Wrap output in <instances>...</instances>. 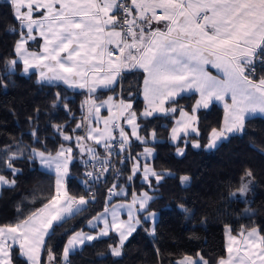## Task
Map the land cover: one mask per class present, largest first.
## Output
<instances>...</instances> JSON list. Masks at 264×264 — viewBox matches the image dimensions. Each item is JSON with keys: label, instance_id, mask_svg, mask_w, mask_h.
Here are the masks:
<instances>
[{"label": "snow or ice", "instance_id": "6c2138e0", "mask_svg": "<svg viewBox=\"0 0 264 264\" xmlns=\"http://www.w3.org/2000/svg\"><path fill=\"white\" fill-rule=\"evenodd\" d=\"M10 6L20 30L14 47L17 58L8 61L9 68L14 69L19 62L25 73L36 70L41 82L87 90L88 96L81 106L85 114L75 123L71 134L64 126L53 125V128L64 141L74 142L82 156L86 154L94 162L91 167H98L96 172L85 173L93 181L110 168L116 173L114 179L118 177L120 173L112 158L125 152L128 154L120 163L132 161L129 181L137 172L142 173L149 187L153 179L158 184L164 178L146 162L152 148L145 147L136 156L131 154V137L147 144V138L139 134L141 125L137 121L175 113L177 109L169 101L174 103L180 93L195 91L199 100L192 114L180 110V119L171 129L174 143L181 134L185 137L198 134L196 112L207 108L213 100L223 103L224 119L220 129H212L208 148L216 147L229 134L243 133L245 119L250 114L264 113V76L253 79L257 53L264 58V0H10ZM34 12L41 15L36 17ZM161 22L163 28L152 27ZM38 37L42 49L30 50L29 41ZM208 65L222 76L212 75ZM132 70L144 73L145 107L139 115L133 110L131 100L109 96L98 103L93 97L97 89L112 88L125 71ZM58 104L67 111L59 92L53 107ZM102 108H107V118L99 115ZM68 114L72 115L70 111ZM100 123L103 127L94 126ZM125 124L131 129L130 134ZM77 129H82L83 134H75ZM32 135L36 136L35 130ZM150 136L155 139V130ZM87 141L102 147L104 155ZM192 146L200 147L198 142ZM72 151L71 146L64 144L55 154L31 149L32 157L55 173L54 194L26 218L0 226V264H14V249L27 264H40L45 238L54 234L50 233L53 224L62 226L67 218L86 210L81 206L89 200L71 195L66 186ZM183 151L177 148L178 155H183ZM18 155L19 152H13L5 161L13 176L18 170L11 161ZM251 175L250 171L246 173L248 177ZM187 180V176L181 178L182 183ZM14 184V179L0 174V186ZM248 190L249 184L241 183L233 195L244 196ZM118 195L127 193L113 183L107 199L111 201ZM152 199L148 192H143L134 195L130 203L113 205L111 210L106 203L103 212L89 221V227L98 231L75 232L63 249L62 262L47 249V264H70L68 258L78 247L111 233L117 238V243L109 246L111 255L121 256L124 242L141 223L140 214L145 220L155 219V213L146 209ZM121 209L127 210L126 220L121 219ZM226 233L227 256L220 258L218 264H264V234L256 227L242 228L233 235L231 227L226 226ZM177 264H208V261L203 256L195 259L185 256Z\"/></svg>", "mask_w": 264, "mask_h": 264}, {"label": "trees", "instance_id": "16d2710c", "mask_svg": "<svg viewBox=\"0 0 264 264\" xmlns=\"http://www.w3.org/2000/svg\"><path fill=\"white\" fill-rule=\"evenodd\" d=\"M13 13L10 0H0V174L15 180L14 185L5 186L0 192V226L26 218L54 194V175L39 169L31 149L55 154L61 144L71 146L73 160L67 190L71 195L84 196L89 203L86 210L70 217L62 226L55 225L51 232L54 234L46 240L40 264H47V249L62 262L63 249L72 234L84 229L89 220L104 210L106 203L131 201L144 186L139 184L138 177L127 179L131 175L132 161L120 163L127 152L113 155V165L120 173L118 177L114 179L116 173L110 168L95 181L87 179V171L95 172L90 166L94 162L86 154L82 156L74 142L64 141L53 125L64 126L71 134L75 123L85 114L81 106L88 93L63 84L40 82L35 72L23 74V65L19 62L14 69L9 68L8 61L15 58L14 47L20 30ZM262 60L264 58L257 53L253 79L264 76ZM143 76L141 71L126 72L114 88L94 93L93 97L101 101L116 95L131 100L133 110L139 115L145 107ZM57 92L67 104V111L59 104L53 107ZM197 99L194 94L181 96L174 103L169 102L177 109L172 115L138 120L139 134L148 142L131 141L133 156L142 153L145 147L154 150L150 164L164 176L155 186V198L148 208L159 216L155 234H150L149 224L144 223L123 245L119 257L111 255L109 246L117 243L116 235L111 234L72 254L70 264H175L185 256H203L208 264H218L220 258L227 256L226 226L231 227L233 235L242 228L252 227L264 234V118L248 119L243 133L207 150L212 129H220L223 124L224 110L217 105L200 110L197 113L199 136L188 140H197L201 148L195 150L188 143L185 155L178 157L176 150L183 146V141L173 145L171 129L180 110L191 113ZM153 130L156 132L154 140L150 136ZM75 134L82 135L83 130L77 129ZM94 147L104 155V149ZM13 152H19L18 158L11 161L18 170L14 176L5 163ZM249 171L250 177L246 176ZM184 176L188 180L182 183ZM113 183L127 195L113 196L109 201L108 190ZM241 183L249 184L248 192L244 196L233 195ZM13 260L14 264H27L15 249Z\"/></svg>", "mask_w": 264, "mask_h": 264}, {"label": "crops", "instance_id": "0c3cea01", "mask_svg": "<svg viewBox=\"0 0 264 264\" xmlns=\"http://www.w3.org/2000/svg\"><path fill=\"white\" fill-rule=\"evenodd\" d=\"M40 15H41V13H39V12H34V16L39 17ZM152 27H153V28H157V27H159V28H163V23H162V22H161L160 24H156V23H154V24L152 25ZM206 67H207V70H208L212 75H214V76H218V77L222 76V74L219 73V72H218L215 68H213L211 65H208V66H206ZM132 71H141V70H132ZM132 71H125L124 73H126V72H132ZM141 72H142V71H141ZM124 73H123V74H124ZM142 73H143V72H142ZM123 74H122V75H123ZM143 74H144V73H143ZM119 81H120V78H118L116 85L118 84ZM44 83H47V82H44ZM48 84H49V83H48ZM116 85H114L112 88H114ZM109 89H111V88H99V89H97V91H96L95 93H97V92H99V91L109 90ZM76 90H80V91H85V92H87L86 89H76ZM142 90H143V85H142ZM193 94H194V95H197V97H198L197 100H199V93H197V92H195V91H188V92L180 93L177 97H175V100L178 99V98L181 97V96L193 95ZM112 96H113L114 98L119 99V97H117L116 95H112ZM107 98H108V97H107ZM107 98H106V99H107ZM142 98H143V94H142ZM106 99H105V100H106ZM126 101H127V100H126ZM97 102L99 103L100 101H97ZM169 102H171V101H169ZM229 102H230V100H229ZM212 105H217V106L223 108V110H224L223 103H221V102H219V101H216V100H213V101L209 104V106H208L207 108H200V109L196 112V116H197V113H198L200 110L209 109L210 107H212ZM165 106L167 107V104H166ZM188 113H189V112H188ZM172 114H173V113H170L169 115H172ZM189 114H192V112L189 113ZM99 115H100L101 117L107 118L108 115H109L107 108H102L101 111H100V114H99ZM159 115H163V114H159ZM159 115H154V116H159ZM154 116H153V117H154ZM254 117H263V118H264V113H258V112H257V113H255V114H250L249 116L246 117L245 122H246L248 119H250V118H254ZM150 118H151V117H150ZM178 119H180V114H179V116L177 117L176 120H178ZM176 120H175V122H176ZM137 122H138V121H137ZM121 123H122V122H121ZM222 125H223V124H222ZM94 126L103 127V124L100 123L99 125H94ZM123 126L125 127L126 132H128V133L130 134V132H131L130 127L127 126L126 124L123 125ZM175 126H176V124L174 123L173 127H175ZM173 127H172V128H173ZM196 127H197V130H198V119H197ZM221 127H222V126H221ZM139 133H140V129H139ZM239 134H241V133H239ZM233 135H238V134H229V136H228L227 139H225V140H221V141H218L216 147H214V148H208V147L206 146V149H207V150H213V149L217 148L222 142L227 141V140H228L231 136H233ZM191 136H194V137L199 136V130H198V134H197V133H190L187 137H185L183 134H181V138H180V140L177 141V142H175V143L172 141V139H171V133H170V142H171L173 145H177V144H179L180 141H183V146L179 147V148H183V150H184V151H183V155H178V154H177V150H176V155H177L178 157H183V156L185 155V152H186V145H187L188 143H190L191 147H192L193 149H195V150H198V149L201 148V145H200V143H199L197 140H192L191 142L188 140V138L191 137ZM132 140H135V138H134V137H131V141H132ZM185 141H186V143H185ZM194 142H198L199 145H200V147H199V148L193 147L192 145H193ZM87 143L90 144V145L96 146V145H94V142H93V141H87ZM207 145H208V144H207ZM97 147H99V146H97ZM100 148H102V147H100ZM102 149H103V148H102ZM153 156H154V150H153L151 156L148 157V159H147V161H146L148 164H150V161H151V159H152ZM35 159H36V161H37V163H38V166H39V169H40L41 171L46 172V173H49V174H52V175H54V177H55V173H54V172H52L51 170H49V169L45 168L43 165H41L40 160H39L38 158H35ZM141 159H142V161H143V157H141ZM71 163H72V162H71ZM70 166H71V164L69 165V171H70ZM150 166H151V164H150ZM151 167H152V166H151ZM131 168H132V167H131ZM158 173H160V172H158ZM68 176H69V173H68ZM68 176L66 177V182H67ZM135 177H138V179H139V184H140V185H143L144 187L140 190V192H137V193H135L134 195H135V196H139V195H141L143 192H148L149 195H151V196L153 197V199H152L151 201H149V203H148L147 206H146V209L148 210L150 203H151V202L154 200V198H155V195L153 194V193L156 191L155 186L158 185V184H160V183L162 182L163 179H162L158 184H157V183L155 182V180L153 179L152 186L149 187V185L143 181V179H142V173L137 172L136 175H135L133 178H135ZM5 186H8V185H5ZM5 186H3V187H5ZM134 195H133V196H134ZM132 199H133V198H132ZM130 202H131V201H123V202H118V203H116V204H127V203H130ZM113 205H115V204H113ZM113 205H108L110 210H111V207H112ZM86 206H87V205H84V206H81V207H82V208H85ZM101 212H103V211H101ZM101 212H100V213H101ZM153 213H155V212H153ZM97 215H98V214H97ZM140 217H141V223H140V225H138V226L136 227V230H135V231H134V232L128 237V239L124 242V245L128 242V240L131 238V236L137 231V229L143 226L144 223H148V224H149V233L152 234V235L155 234L156 223H157V221H158V219H159L158 214L155 213V219H154V220H145V219L143 218V214H140ZM93 218H94V217H93ZM93 218H92V219H93ZM67 219H69V218H67ZM67 219H66V220H67ZM92 219H91V220H92ZM121 219H125V220L127 219V210H126V209H121ZM89 221H90V220H89ZM89 221L86 223L85 228H84V229H81V230H79V231H83V232H85V233H89V234H95V233L98 231V229H93V228L89 227ZM57 224H58V223H54V224H53V228H54V226L57 225ZM100 227H102V225H101ZM53 228L50 230V233L52 232ZM153 228H154V233H153V231H152ZM79 231H77V232H79ZM111 234H115V233H111ZM111 234H110V235H111ZM72 235H73V234H72ZM72 235H71V236H72ZM110 235L107 236V237H101V238H99V239H97V240H93V241H90V242H86L83 246L78 247L74 252H72V253L70 254V256H71L72 254H74L75 252L82 250L86 245H88V244H92L93 242L98 241V240H102V239L109 238ZM71 236H70V237H71ZM70 237H69V238H70ZM47 238H48V237L45 238V243H46ZM69 238H68V239H69ZM67 241H68V240H67ZM66 245H67V242H66L65 246H66ZM226 246H227V239H226ZM42 252H43V250L41 251V255H42ZM41 255H40V259H41ZM70 256H69V257H70ZM24 259H25V258H24ZM68 259H69V258H68ZM194 259H195V258H194ZM25 260H26V259H25ZM179 261H180V260H179ZM177 262H178V261H177ZM177 262H176L175 264H177Z\"/></svg>", "mask_w": 264, "mask_h": 264}, {"label": "rangeland", "instance_id": "374dc122", "mask_svg": "<svg viewBox=\"0 0 264 264\" xmlns=\"http://www.w3.org/2000/svg\"><path fill=\"white\" fill-rule=\"evenodd\" d=\"M27 47H28L30 50H32V51H40V50L42 49V40L38 37L36 41H29ZM15 58H17L16 55H15ZM21 64H22V63H21ZM22 65H23V64H22ZM33 72H35V73L37 74L38 81H40V78H39L38 72H37L36 70H34V69H29V72H28V73H25V72L23 71V74H25V75H29V74H31V73H33ZM40 82H41V81H40ZM73 90H76V89H73ZM3 186H5V185H3ZM3 186H0V192H1L2 188H3Z\"/></svg>", "mask_w": 264, "mask_h": 264}, {"label": "built area", "instance_id": "2783aa9c", "mask_svg": "<svg viewBox=\"0 0 264 264\" xmlns=\"http://www.w3.org/2000/svg\"><path fill=\"white\" fill-rule=\"evenodd\" d=\"M129 161H131V160H129ZM96 171H98V167H97V168H95V172H96ZM86 177H87V176H86ZM87 179H89V180L93 181L92 179H90V178H88V177H87Z\"/></svg>", "mask_w": 264, "mask_h": 264}]
</instances>
